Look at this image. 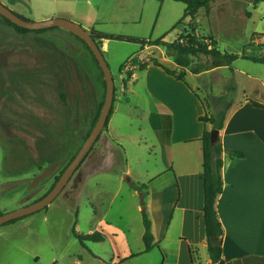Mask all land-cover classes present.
<instances>
[{"label": "rangeland", "instance_id": "374dc122", "mask_svg": "<svg viewBox=\"0 0 264 264\" xmlns=\"http://www.w3.org/2000/svg\"><path fill=\"white\" fill-rule=\"evenodd\" d=\"M62 1L66 17L61 19L89 32L171 44L189 29V17L172 29L182 19L186 6L171 0L0 3L27 21L42 22L33 8L57 7ZM254 1L216 0L208 10L199 9L196 33L213 41L222 54L263 58L264 2L254 6ZM142 47L139 43L108 40L107 50L100 48L114 83L113 114L107 129L49 206L0 227V264L175 263L173 244L166 249V244L160 246L155 241L149 253H142L141 204L160 232L163 223L151 210V193L166 190L169 181L176 180L174 174L181 167L179 151L200 146L179 142L183 132L180 123L184 120L192 125L189 121L193 113L185 105V92L180 93L178 88L191 89L201 102H207L208 115L213 116L242 100L240 89L253 83L237 71L258 77L264 84V65L239 58L228 70L223 60L201 56L192 60V67L215 71L200 77L188 73L185 83L176 84L153 68L148 73L135 72L129 81L121 67L141 53ZM149 52V60L178 69L166 55L164 45L154 46ZM100 79L90 54L72 34L46 29L23 36L0 18V215L34 204L60 177L82 146L104 101L105 88ZM221 92L225 97L218 105L215 98L209 99L221 96ZM64 95L66 103L60 100ZM159 103L169 108L171 134L155 127L156 115L162 113ZM133 184L147 185L146 194L133 190ZM73 229L83 234L99 232L107 239L86 243L84 248L73 236ZM129 255L135 256L120 263ZM194 258L196 264H206L207 250L200 248Z\"/></svg>", "mask_w": 264, "mask_h": 264}, {"label": "crops", "instance_id": "0c3cea01", "mask_svg": "<svg viewBox=\"0 0 264 264\" xmlns=\"http://www.w3.org/2000/svg\"><path fill=\"white\" fill-rule=\"evenodd\" d=\"M58 3L60 6L57 7H35L34 14H37V18L42 21L53 17H66L63 7L65 1ZM107 45L108 40H101L100 48L103 51L107 50ZM153 47L143 46L141 53L135 57L140 61H148L149 55H152L148 54L149 50ZM145 51L148 52L145 54ZM237 55H243L246 58L240 57L241 59L252 62L247 58L253 57H248L244 53ZM163 60L171 63L167 58ZM153 68L163 71L159 67L149 65L145 70L146 73ZM176 68H178L177 65ZM226 68L231 69V65L224 66V69ZM206 69L208 68L204 66L198 67V72L195 74L191 72V68H187L185 69L186 77L188 73L200 77L206 72L215 71L214 69L206 71ZM135 72L137 71H134V74ZM237 72L253 83L240 89L243 98L237 103H231L232 106L227 108V119L223 129L219 131V140L224 149L221 170L223 190L217 204L218 217L223 229L221 257L225 264H264V110L255 108L251 104V101H255L264 105L262 96L264 84L260 78L249 73L242 70ZM134 74L130 81L133 80ZM177 82L179 81H176V84ZM229 90L232 91L231 88H228ZM178 91L185 92L182 93L186 100L185 105H189L193 113L189 122L192 125L196 124L188 125L184 120L180 123V131L183 129V132L179 142L184 146L191 143L200 146L189 151H179L181 167L174 174L176 180L169 181L170 184L166 190L151 193V210L153 214L161 217L163 223L160 232L155 228V221L151 219L150 222L154 241L160 246L166 244V249H169L172 244L176 248V252L172 254L175 256L173 264H191L189 247L196 249L197 253L200 248L206 249L202 215L201 144L198 141L204 128L198 118L208 113L210 106L207 102H201L189 88L188 91L187 89L181 91L178 88ZM220 94L221 96H210L209 99L215 98L218 105L223 102L222 97H225L222 96L224 92ZM226 105H229V102ZM203 107H206V112ZM159 110L162 113L156 115L155 127L158 130L163 129L165 134H171L169 108L166 104L159 103ZM165 119L168 120L165 121ZM229 150L240 152L245 158L231 159L228 155ZM176 185L179 191L178 199L175 195ZM136 192L143 195L142 193L147 191ZM160 250L165 260L166 254L161 248ZM206 264H211L209 259Z\"/></svg>", "mask_w": 264, "mask_h": 264}, {"label": "trees", "instance_id": "16d2710c", "mask_svg": "<svg viewBox=\"0 0 264 264\" xmlns=\"http://www.w3.org/2000/svg\"><path fill=\"white\" fill-rule=\"evenodd\" d=\"M171 1L176 2V3H182L186 6L182 19H180L172 29H174L177 25H181L185 18L189 17V20H190L189 29L188 30L186 29L184 33L179 35L177 39L171 44L164 43L162 40H158V41L148 40L147 41V40H140V39H135V38L115 37V36L96 33L93 31L90 32L93 39L96 41L98 47H100L99 43L101 42V40H118V41L134 42V43H139L141 46H157V45L162 44L165 46L166 55L169 57H172L174 62L179 68V71H174V70H170L166 68L156 59L152 58L148 61H140L137 57H134V58H131L125 66L121 67V70L125 72L127 80L130 81L132 79L134 71L142 72V71H145L149 65H152L154 67L161 68L168 76L174 78L176 81L185 83V77H186L185 69L191 68V72L195 74L198 72L197 71L198 67H195V68L192 67L193 59L203 56V57L220 59V60H223L225 64L231 65L234 60L240 57L246 58L243 55L228 54V53L222 54L214 47L215 43L213 41L211 40L206 41L196 33V27H197L196 16H197L198 10L199 9L208 10L210 7V4L214 3L216 0H171ZM261 2H264V0H255L254 6L258 5ZM247 16H249V13H247ZM0 18L3 20V22H5V24L11 27L19 35L24 36L31 32L41 33V32L46 31V29L40 30V31H28V30L22 29L20 27H17L11 24L9 21L3 19L2 17ZM51 29H58V28H51ZM51 29H48V30H51ZM75 38L84 46L86 51L90 54L93 63L95 64V66L100 72V78H101L100 81L102 83V86L103 88H105V82L103 80L102 72L97 62L95 61L94 57L92 56L91 52L89 51L87 46L84 44V42L77 37ZM247 59L251 60L254 63L264 65V57L263 58H247ZM113 103H114V99H113ZM102 104L103 103H101L98 108L97 114L92 122L91 129L93 128L100 114ZM251 104L255 108L264 110V105L258 102L251 101ZM112 114H113V105L108 115V119H107L104 129H107V124ZM227 114H228V109H224V110L218 111L213 116H209L208 113H206L205 115L198 118V121L203 125V128H204L203 134L201 138L198 139V141L201 144V174H202L201 179H202V191H203L202 215H203V221H204L205 244H206V250H207L208 257H209L211 264H225V261H223L221 257L222 256L223 229L221 227L219 217H218V212H217L218 199L223 190L221 170L223 167L222 156L224 153V149H223V146L220 140L214 146L210 144V131L212 129L221 131L227 119ZM90 131L86 135L85 139L88 137ZM228 153L231 159L242 160L245 158L244 154L237 152V151L229 150ZM65 168L62 169L59 176H61ZM58 179L59 177H56L55 182L52 184L49 191L54 187ZM132 188L133 190L138 191V192H145L148 189L147 185H139V184L137 185L133 184ZM175 190H176L175 195L178 199L179 191H178L177 185L175 186ZM141 205L143 207L141 214H142V225L144 229V232L142 235V242L144 245V250L142 253L147 254L156 246V243L154 241V237H153L152 230H151V222L148 219L145 213V210H144V204L142 203ZM17 220H20V219H17ZM17 220L11 221L7 224L13 223ZM73 236L76 238V240H78V242L84 248L86 247L85 245L86 243H101L107 239L105 235L99 232L83 234V233H80L74 230ZM189 254H190L191 264H196V259L194 258V255L196 254V249H193V247H189ZM134 256L135 255H129L127 258L122 259L120 263L127 261L131 258H134Z\"/></svg>", "mask_w": 264, "mask_h": 264}, {"label": "water", "instance_id": "95a60500", "mask_svg": "<svg viewBox=\"0 0 264 264\" xmlns=\"http://www.w3.org/2000/svg\"><path fill=\"white\" fill-rule=\"evenodd\" d=\"M0 17L9 21L11 24L28 31H40L44 29L58 28L79 38L84 42V44L87 46L92 56L94 57L95 61L97 62L102 72L103 80L105 82V97L100 114L93 128L91 129L88 137L85 139L82 146L80 147L76 155L73 157L71 162L67 165V167L65 168V170L63 171V173L55 183L54 187L43 198H41L34 204L27 207H23L21 209H18L16 211L4 215H0V227H1L11 221L27 217L31 214H34L36 212H39L40 210L45 209L58 197V195H60V193L63 191L64 187L67 185L70 178L78 168V166L81 164V162L84 160V158L93 148L94 144L96 143L98 137L100 136L101 132L105 127V124L108 119V115L113 105L114 83H113V77L103 57L100 47H98L91 33L83 29L81 26L61 18L50 19L42 22L27 21L21 18L20 16L14 14L13 12H11L1 3H0ZM218 141H219V131L216 129H212L210 131V144L214 146Z\"/></svg>", "mask_w": 264, "mask_h": 264}, {"label": "flooded vegetation", "instance_id": "af4514ba", "mask_svg": "<svg viewBox=\"0 0 264 264\" xmlns=\"http://www.w3.org/2000/svg\"><path fill=\"white\" fill-rule=\"evenodd\" d=\"M65 97L66 96L64 95L63 98H61L60 100L66 103Z\"/></svg>", "mask_w": 264, "mask_h": 264}]
</instances>
